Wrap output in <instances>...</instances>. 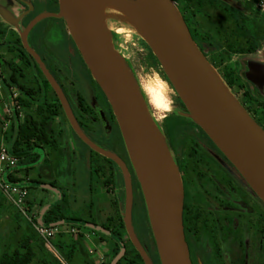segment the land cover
Segmentation results:
<instances>
[{"label": "water", "instance_id": "obj_1", "mask_svg": "<svg viewBox=\"0 0 264 264\" xmlns=\"http://www.w3.org/2000/svg\"><path fill=\"white\" fill-rule=\"evenodd\" d=\"M131 23L158 60L167 81L191 119L201 127L250 188L264 202V129L254 120L210 65L185 24L175 0H111ZM232 4V0H221ZM47 18L66 22L93 80L108 99L124 143L144 187L149 217L161 264H192L185 238V191L180 170L154 123L141 90L115 51L102 16L92 0H59L58 14H42L20 34L22 45L36 61L58 97L77 137L91 150L116 163L126 187L124 224L127 235L144 264H154L133 226L134 193L128 167L117 155L93 143L78 124L70 104L28 36ZM248 81L264 85V65L251 62ZM256 75V76H254ZM47 189L58 191L47 185ZM59 195H61L59 193ZM45 213V212H44ZM44 213L38 221L41 226ZM123 246L111 264L125 256Z\"/></svg>", "mask_w": 264, "mask_h": 264}, {"label": "rangeland", "instance_id": "obj_2", "mask_svg": "<svg viewBox=\"0 0 264 264\" xmlns=\"http://www.w3.org/2000/svg\"><path fill=\"white\" fill-rule=\"evenodd\" d=\"M248 3V0H232V4H229L230 8L228 9L220 4L209 5L203 10V15L194 6L192 0H176L178 8L183 11L182 17L186 25L200 50L205 51L209 63L222 77L242 105H244L246 99L250 111L264 127V113L261 111L258 101L251 92L253 89L246 82V77L243 74L247 61L264 63V41L261 42L256 51L251 53L247 51L245 46H239L237 38H240L241 32L238 30V24L233 19V10L231 9L244 10ZM46 8H49V6L46 7L45 4L38 5L37 13L45 11ZM17 10L19 11L18 6L12 0H0V16L2 19L8 20V18L15 17ZM253 12H256L255 8H253ZM260 17L264 18V16ZM102 22L103 24L105 23L104 28L111 36L115 51L123 59L139 89L142 80L154 79L155 77L166 83L170 106L169 112L162 119L153 118L151 114L150 116L162 134L172 157L174 158L173 145L175 144L184 155L187 154L189 148L193 146V140L197 136L184 117L187 114L186 108L179 102L177 93L169 82L165 80V75L159 62L156 63L151 55L152 51L134 26L121 15L108 13L102 16ZM47 24L55 27L56 32L52 33L53 41L49 49L52 53L49 51V53L40 52L46 66L58 78L61 76L68 77L66 86L70 91L66 92L67 97L77 91H81L80 93L84 95V92L79 87L80 82L83 80V73L79 68H75L72 56L74 52L71 49L70 41L65 37L63 21L46 19L41 23V26ZM16 29L21 34L22 27ZM229 45L231 48H229ZM52 54L55 58L51 56ZM5 58L8 60L11 56L7 54ZM27 73L29 74L28 79H31L30 73L32 72ZM73 82L76 84L75 88L72 85ZM3 112V108L0 107V119L4 117ZM113 124L109 123L108 127L103 129L100 127L98 131L102 132L100 133L102 139L93 138L92 142L100 148L117 155L122 161L127 163L134 178L133 226L135 232L150 258L152 260L155 259L157 264H161L150 222L144 187L124 140L122 142L120 133L115 131L112 127L114 126ZM54 128L57 132H60V152L54 154L48 148L35 149L34 153L38 156V161L34 165V169L30 170L27 177L24 176L23 171L18 174L22 181L27 183L39 178L44 183L38 185L39 187L32 182V184H27L32 213L37 216L43 205L61 203V195L45 187L50 183H55V189L60 194L63 193L68 202L65 214L70 218L85 219L95 223V226L90 225L86 229L92 234L94 233L92 241L99 245L97 250L98 257L106 255L108 252H113L112 249L116 246L115 242L118 241L117 237L115 235L109 236L102 229V225H107L108 219L113 218L114 226L112 229L115 230L118 219L120 218L124 221L126 205L124 175H121V171L116 165L104 157L95 156H93V160L100 172L99 174L94 173L95 166L92 168L90 163L91 152L74 137L69 122L64 121V118H58ZM1 132L2 127L0 126ZM85 133L89 137L86 130ZM184 162L185 160H182L183 166ZM27 167L23 166L20 168L24 169ZM26 234L28 237H25ZM70 237L62 239L67 242ZM100 237L105 240L100 241ZM24 238L30 241L31 246L37 253L33 264H43L45 259L52 264L56 262L61 264L56 259L59 256L56 251L50 250L45 246L44 241L33 226L21 217L18 211L11 206L0 192V260L6 252L14 249L17 243ZM57 239L58 237L54 242ZM122 240L125 243L130 241L128 235L123 236ZM85 249L87 257L77 255L74 264H87V262L96 264V255H91L86 247Z\"/></svg>", "mask_w": 264, "mask_h": 264}, {"label": "flooded vegetation", "instance_id": "obj_3", "mask_svg": "<svg viewBox=\"0 0 264 264\" xmlns=\"http://www.w3.org/2000/svg\"><path fill=\"white\" fill-rule=\"evenodd\" d=\"M12 1L18 6L19 11L17 10L15 17L8 18V20L2 19L0 16V24L7 28L8 34L14 33L20 40V33L16 28L22 27L21 31L23 32L38 16L46 13H59V0ZM41 4H45L49 8L37 13L38 5ZM179 10L182 14L183 11ZM47 19L57 20V18ZM44 20L37 23L28 36L30 47L40 55L41 59L43 56L40 52H51L49 49L53 41L52 33L56 32L55 27L48 24L41 26ZM59 20L63 21L65 37L70 41L71 49L74 52L72 56L75 68H79L83 73V80L80 82L79 87L85 96L80 93L81 91H77L67 97L66 92L70 91L66 86L68 77L61 76L58 78L56 75L51 74L64 92L78 124L84 133L85 130L88 132L89 137L86 136L91 141H93V138L102 139L100 135L102 132L98 131L100 127L103 129L108 127L109 123H114L112 127L115 131H119L123 142L117 119L108 99L93 80L69 34L66 22L63 19ZM16 39L17 37L13 40L16 41ZM5 42L8 43V38ZM251 62L258 61L246 62V69L243 72L245 77H247V74L253 75L252 71L254 69L249 66ZM259 63L264 65L263 62ZM246 82L253 89L251 92L264 113V85L254 84L248 81L247 78ZM72 85L75 88L76 84L74 82ZM80 99L84 101L83 106L79 103ZM243 106L264 129L250 111L246 99ZM184 117L197 137L193 140V146L189 148L187 154L184 155L176 144L173 145V151L174 160L180 170L184 184L183 223L192 264H264V202L250 188L235 166L204 130L191 119L188 112ZM182 160H185L184 166ZM124 163L128 167L125 161ZM114 164L123 175L120 167L116 163ZM129 172L134 193V178L130 169ZM152 261L157 264L155 259Z\"/></svg>", "mask_w": 264, "mask_h": 264}, {"label": "trees", "instance_id": "obj_4", "mask_svg": "<svg viewBox=\"0 0 264 264\" xmlns=\"http://www.w3.org/2000/svg\"><path fill=\"white\" fill-rule=\"evenodd\" d=\"M192 2L197 9L200 8V13L202 14L203 10L209 5L214 6V4H220L227 9L230 8L229 4L221 0H200V4L199 0H192ZM248 2V6L245 7L244 10H236L234 8L231 9L233 10V19L236 24H238V30L241 32L240 38H237V44L242 47L245 46L247 51L251 53L256 51L261 42L264 41V18L260 17L264 15L259 14L258 12H253L255 0H249ZM15 37H17L16 41L13 40ZM6 38H8V43L5 42ZM4 47H6L7 54L11 56L10 60H7L1 53V50L4 49ZM229 48H231L230 45ZM202 52L206 56L205 51ZM151 55L155 62L158 63V60L152 52ZM43 62L45 63L44 59ZM0 66L3 70L4 85L7 87L16 86L22 93L20 102L23 107L24 118L22 120L18 119L17 122L11 126V129L6 134L5 141L8 144L13 139L11 142V151L12 154L18 158V165L15 173L19 174L23 171L25 174L24 176L27 177L30 170L34 169V165L38 161V156L34 153L35 149L48 148L54 154L60 152V132L55 130V122L58 118H64V121H68L59 99L55 95L47 79L44 77L36 61L24 49L20 38L14 33L8 34L7 28L1 24ZM27 72H32L30 73L32 76L31 79H28L29 74ZM165 79L167 80L166 76ZM179 102L183 105L180 99ZM79 103L83 106V99H80ZM0 123L2 122L0 121ZM73 135L77 140L85 145L74 132ZM87 148L91 152L90 163L93 168V166H95L93 156L100 158H103V156L94 152L89 147ZM23 166L28 167L24 169L20 168ZM94 168L93 172L99 174L100 170H98L96 166ZM39 179L32 180L31 182L39 187L38 185L44 184ZM8 180L13 182L22 181V179L15 178L13 175L8 176ZM49 186L54 188L56 187L55 183H50ZM60 201L61 203L59 202L46 210L42 218V225L49 227L67 225L75 227L78 230L82 227L86 228L90 225L95 226L94 222L85 221L79 218H70L65 214L68 202L66 201V197L63 193H61ZM113 222L114 219L109 218L107 225H102V229L106 232H111L120 241L113 250V258L120 254L124 246L126 248V253L118 264H144L141 256L132 243L130 241L125 243L122 240L123 236L127 235L123 219H118L115 230L112 229L114 226ZM37 223L39 224L38 220ZM25 237H28L27 234ZM54 248L66 264H74V260L77 255L87 257V253L85 251L86 249L82 244L80 235H71L69 240L64 243L55 241ZM36 256L37 253L31 246L30 241H28L27 238H24L22 241L17 243V246L14 249L9 250L3 255L0 260V264H33ZM56 259L61 263L58 258ZM43 264L52 263L45 259ZM55 264L59 263L56 262ZM87 264L91 263L87 262Z\"/></svg>", "mask_w": 264, "mask_h": 264}, {"label": "built area", "instance_id": "obj_5", "mask_svg": "<svg viewBox=\"0 0 264 264\" xmlns=\"http://www.w3.org/2000/svg\"><path fill=\"white\" fill-rule=\"evenodd\" d=\"M249 1V0H248ZM254 8L256 12L264 15V0H255ZM3 70L0 66V90L4 87L10 95L11 102L5 105L4 118L2 120V136L5 137L6 133L11 129L12 123L18 119L24 118L23 107L20 102L22 98L21 91L16 86H5L3 82ZM18 114V116H17ZM12 143L3 144L0 146V192L5 199L13 206L23 219L33 226L35 231L44 241L45 246L50 250H55L54 240L63 234H70L78 236L80 231L75 227L69 226H41L37 223L36 216L32 213L29 203V191L27 182H13L8 180V176L13 175L15 178L22 179L15 173L18 165V158L12 154ZM92 254L93 250L89 249ZM56 254L58 255L57 251ZM58 259L62 264H66L60 256ZM113 258L101 257L99 264H111Z\"/></svg>", "mask_w": 264, "mask_h": 264}, {"label": "bare ground", "instance_id": "obj_6", "mask_svg": "<svg viewBox=\"0 0 264 264\" xmlns=\"http://www.w3.org/2000/svg\"><path fill=\"white\" fill-rule=\"evenodd\" d=\"M92 3L100 16H104L108 13H114L117 15H121L126 21L131 23V19L128 16H126L122 12V10L113 1L111 0H92ZM204 57L206 61L209 63L205 55ZM140 90L144 97L145 103L147 105L148 111L151 114V116L156 119H162L164 115L169 112V109H170L169 99H168V89H167L166 83L158 77H155L154 79H149V80H142L140 83Z\"/></svg>", "mask_w": 264, "mask_h": 264}, {"label": "crops", "instance_id": "obj_7", "mask_svg": "<svg viewBox=\"0 0 264 264\" xmlns=\"http://www.w3.org/2000/svg\"><path fill=\"white\" fill-rule=\"evenodd\" d=\"M1 53L3 54V56H7V50H6V49H2V50H1ZM10 59H11V58H10ZM10 59H8V60H10ZM20 65H21V64H20ZM10 102H11L10 95H9V93H8V91H7V88L4 87L3 89L0 90V107L3 108V111H4L3 113H5V105L9 104ZM3 118H4V117H2V118L0 119L1 122H2ZM15 122H17V121H15ZM15 122H13L12 125H13ZM0 126H2V123H0ZM8 132H9V131H8ZM8 132H7V133H8ZM7 133H6V134H7ZM5 137H6V135H5ZM5 137H3L2 134L0 133V146L6 143V141H5ZM13 137H14V136H13ZM12 141H13V139L11 140V142H12ZM11 142H10V143H11ZM10 143H8V144H10ZM27 184H32V183L30 182V183H27ZM58 194H59V192H58ZM58 203H59V202H56V203H54V204H52V205H43V206L41 207L40 211L38 212V215L36 216V219L38 220L42 213L46 212V210H47L48 208H50L51 206L56 205V204H58ZM97 204H98V201H97ZM30 207H31V206H30ZM44 214H45V213H44ZM82 220H85V219H82ZM85 221H87V220H85ZM66 226H67V225H66ZM69 227H72V226H69ZM76 229H77V228H76ZM79 231H80V239H81L82 244L84 245V247L87 248V251H89V249L93 250V253H92V254L89 252L91 255H96V257H97L96 264H99V263H100V259H101V257L113 258V252H108V253H106V255L104 254L103 256H99V257H98V255H97V254H98V251H97V250H98V248H99V245L96 244L94 241H92V238H93V236H94V233L92 234V233H91L90 231H88L85 227H82L81 229H79ZM107 233H108L109 236H113V234H112L111 232H107ZM68 235H69V236H68ZM70 236H71L70 234H63V235H60V236H58L57 242H59V243H64L65 240H63L62 237L65 239V238L70 237ZM102 236H103V235H102ZM60 237H61V238H60ZM104 240H105V239H104L103 237H100V241H104ZM117 240H118V239H117ZM119 242H120L119 240H118L117 242H115V245H117ZM115 248H116V246L113 247L112 250H114ZM113 259H114V258H113Z\"/></svg>", "mask_w": 264, "mask_h": 264}]
</instances>
